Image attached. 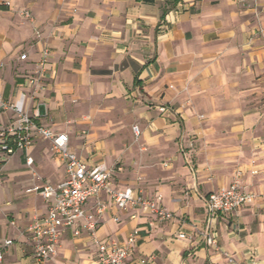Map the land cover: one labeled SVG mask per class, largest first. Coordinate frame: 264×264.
I'll return each mask as SVG.
<instances>
[{
	"label": "crops",
	"instance_id": "1",
	"mask_svg": "<svg viewBox=\"0 0 264 264\" xmlns=\"http://www.w3.org/2000/svg\"><path fill=\"white\" fill-rule=\"evenodd\" d=\"M44 48L43 88L31 91ZM20 93L69 153L110 169L112 188L160 198L172 214L121 210L103 192L86 202L90 213L107 204L98 240L125 244L137 231L125 264H264V0H0V100ZM15 124L0 108V130ZM236 172L255 201L208 216L204 197ZM64 179L48 141L0 151V264H96L90 236L74 234L80 221L50 260L34 258L28 227L50 201L27 190Z\"/></svg>",
	"mask_w": 264,
	"mask_h": 264
},
{
	"label": "built area",
	"instance_id": "2",
	"mask_svg": "<svg viewBox=\"0 0 264 264\" xmlns=\"http://www.w3.org/2000/svg\"><path fill=\"white\" fill-rule=\"evenodd\" d=\"M28 17L27 13H24ZM49 51L44 48L40 60L36 63L34 72L28 76L27 85L31 91L43 88L42 77ZM25 55L20 56L21 60ZM173 89V86H169ZM25 93H20L13 103L0 100V108L11 111L15 116L16 124L0 130V151L6 154H13L16 150H27L32 145L35 137L48 141L50 150L56 155L65 166V179L56 186L44 185L35 186L27 192H36L46 201H50L45 216L35 219L28 227L31 242L33 245L34 258L37 262L43 263L50 260L58 248L60 239L66 230L80 221V227L74 231L78 235L84 231L90 236L96 246V264H125L131 254L137 240V231H132L125 244L105 243L97 239L96 230L101 215L105 212L107 204L98 201L92 213L84 208L86 202L96 198L100 193H106L111 202L117 208L124 210L128 207L137 209L144 214H151L158 221H165L172 218V214L158 205L159 199L150 200L126 188L117 190L112 188L111 171L104 164L88 166L67 150L68 138L64 133H56L48 127L36 124L32 117L25 111ZM166 108L160 107L159 111L164 112ZM134 135H139L137 126L132 127ZM32 160L26 158V165L31 166ZM188 167L193 173V167L188 162ZM240 172H236L233 183L226 189L213 192L204 197V208L208 216L228 213L246 204L255 201L256 194L247 192L239 184ZM177 238L189 239L184 233H178ZM205 243L208 246L217 248L214 238L205 235ZM11 244V240H5L4 245ZM0 254V259H1ZM142 259V264L146 263Z\"/></svg>",
	"mask_w": 264,
	"mask_h": 264
}]
</instances>
